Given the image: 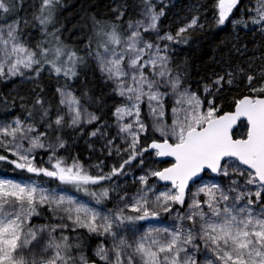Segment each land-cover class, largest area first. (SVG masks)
Listing matches in <instances>:
<instances>
[{
    "label": "snow or ice",
    "instance_id": "snow-or-ice-1",
    "mask_svg": "<svg viewBox=\"0 0 264 264\" xmlns=\"http://www.w3.org/2000/svg\"><path fill=\"white\" fill-rule=\"evenodd\" d=\"M68 7L0 0V264H264V0L163 35L174 0ZM206 24L231 31L193 69L175 46Z\"/></svg>",
    "mask_w": 264,
    "mask_h": 264
},
{
    "label": "trees",
    "instance_id": "trees-1",
    "mask_svg": "<svg viewBox=\"0 0 264 264\" xmlns=\"http://www.w3.org/2000/svg\"><path fill=\"white\" fill-rule=\"evenodd\" d=\"M110 0H100V12H105L106 9L104 8L105 4H108ZM131 3L132 0H129ZM194 0H175V7L171 8L168 11L167 16L164 18L165 20L168 19V17L171 18V26H172V33H175L176 29L180 26L183 25L184 21L180 20L179 17L186 12L184 11V6L187 5V3H192ZM66 3L69 5L68 9L62 13L61 19L63 17H69L73 14L76 13L77 9L79 8V0H66ZM75 4L76 7L73 8L71 5ZM129 15L132 17L135 16V12H132L130 10ZM79 17L76 19L71 20L67 27L71 28L74 24L77 23V20ZM128 19V16L125 17V21ZM164 19L162 20L164 22ZM210 20V15L209 18ZM201 23H205V20H201ZM211 28V30H209ZM231 31V26L229 25L227 28H225L224 31H217L214 27H211L210 25L206 24V28L204 32H199L195 31L193 33H190L189 35L193 36V40L189 45H176V59L177 60H183L186 57L193 60V69H202L204 64L207 62H210V56H211V48L214 44L218 43L220 40L227 38L228 32ZM67 32H65V37H67ZM79 35V34H77ZM243 35V33H241ZM248 39H252L251 34H249ZM256 41H259V37L255 38ZM71 43V41H67ZM251 47V45H250ZM43 82L45 85L49 86L50 89L54 90L57 81L56 79L49 78V76L45 75L43 76ZM62 83V82H61ZM11 83H4L0 82V93H7L8 88ZM75 87V85H73ZM78 94V93H77ZM111 104L112 101H109ZM18 108V105H17ZM0 111H2V107H0ZM71 152L73 155L79 154L81 159L84 161L85 165L87 166L88 164H95L96 161V156L93 155L92 159H88L90 153L86 147L85 141L84 140H79L77 146L71 148ZM66 153H61V155H65ZM47 157H45L46 159ZM168 166L167 161L165 162H160V167H166ZM0 171H3L4 174H10L11 169H4L3 165H0Z\"/></svg>",
    "mask_w": 264,
    "mask_h": 264
},
{
    "label": "rangeland",
    "instance_id": "rangeland-1",
    "mask_svg": "<svg viewBox=\"0 0 264 264\" xmlns=\"http://www.w3.org/2000/svg\"><path fill=\"white\" fill-rule=\"evenodd\" d=\"M174 3H175V0H174ZM189 4H190V3H187V5L184 6V11H185L186 13L183 14V15H181V16L179 17L180 20H183L182 18L185 17V16L187 15V8H188V5H189ZM164 18H165V17H164ZM164 18H162V20H163ZM133 19H139V16H137V15L135 14V16L133 17ZM201 20H203V19H201ZM170 21H171V18H170V17H168L167 20L164 19V22L161 21V23H160L161 35H163L164 32H167V31H169V30L172 31V29L174 28V27L172 28V26H171V22H170ZM183 21H184V23L187 22V21H185V20H183ZM173 34H175V33H173ZM146 38H150V39H153V40H154V39H155V34H152L151 36H148V37H146ZM175 48H176V46H175ZM44 74L47 75V76H49L47 72H45ZM60 82H63V81L61 80ZM12 88H13V84L11 83L10 86H9V88H8V91H7V92H9V90H11ZM145 113H146V109H145ZM13 114H16V112L14 111ZM46 159H47V158H46ZM152 159H153V162L151 163L150 166H152V167H159V168H162V167H160V162H161V161H159V160H158L157 158H155V157H153ZM112 162H113L112 160H109V161H108V164L111 165ZM136 164H139V161H137ZM133 167L135 168V165H134ZM105 171H107V169H105ZM136 174L139 175L140 172L137 171ZM6 175H8V174H6ZM128 182H129V184L131 183V177H129ZM81 195H82V194H81ZM94 243H95V242H94Z\"/></svg>",
    "mask_w": 264,
    "mask_h": 264
},
{
    "label": "water",
    "instance_id": "water-1",
    "mask_svg": "<svg viewBox=\"0 0 264 264\" xmlns=\"http://www.w3.org/2000/svg\"><path fill=\"white\" fill-rule=\"evenodd\" d=\"M159 161H162V162H165V161H170L171 158L170 157H159L157 158ZM161 183H164V182H161Z\"/></svg>",
    "mask_w": 264,
    "mask_h": 264
}]
</instances>
